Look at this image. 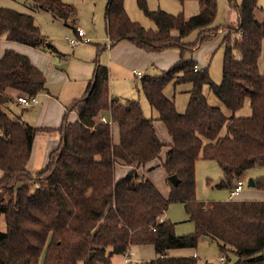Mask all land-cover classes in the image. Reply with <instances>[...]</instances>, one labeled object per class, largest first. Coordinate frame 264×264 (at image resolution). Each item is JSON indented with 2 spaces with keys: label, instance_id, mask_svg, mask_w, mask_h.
<instances>
[{
  "label": "trees",
  "instance_id": "trees-1",
  "mask_svg": "<svg viewBox=\"0 0 264 264\" xmlns=\"http://www.w3.org/2000/svg\"><path fill=\"white\" fill-rule=\"evenodd\" d=\"M198 12L186 17L161 9L138 7L155 25L145 29L128 17L124 0H108L105 23L108 45L127 40L148 53L174 48L178 60L160 76H142L139 90L157 117H146L139 101L121 102L109 93V70L99 62V45L92 77L84 94L72 101L55 130L59 143L48 152L36 174L27 169L37 128L3 110L16 96L46 91V77L30 59L14 50L0 57V264H110L134 246L150 245L155 257L125 264H198L197 257H172V249L197 247L204 238L218 245L224 262L264 264V200L201 201L195 193L198 160L215 162L222 172L218 188H231L252 169L264 166V17L255 18L258 0L231 4L237 21L221 39V82L213 83L208 67L193 58L197 44L218 34L214 26L217 0H197ZM30 7L48 11L55 19L77 15L64 0H32ZM193 32L194 41L185 39ZM208 32L207 34H203ZM215 34L214 37L210 34ZM58 54L40 32L32 14L0 7V38ZM263 55V63L260 57ZM190 84L184 112L164 94L168 84ZM229 111L207 103L203 87ZM16 94V95H15ZM248 103L250 115L236 113ZM161 121L171 143L165 158L153 122ZM112 124L119 131L113 143ZM47 130V129H45ZM222 130L225 134L221 135ZM159 160L169 187L164 197L141 168ZM116 163L129 167L115 179ZM152 168H148L151 170ZM179 182L173 185L168 176ZM264 191V175L253 178ZM183 204L193 232L175 233L176 223L164 218L168 205Z\"/></svg>",
  "mask_w": 264,
  "mask_h": 264
},
{
  "label": "rangeland",
  "instance_id": "rangeland-1",
  "mask_svg": "<svg viewBox=\"0 0 264 264\" xmlns=\"http://www.w3.org/2000/svg\"><path fill=\"white\" fill-rule=\"evenodd\" d=\"M66 3L73 5L77 9V15L70 17V21H74L73 26L71 23L64 24L60 19L52 20V14L48 11H43L30 7L33 4L32 0H0V7L11 8L22 13L32 14L35 19V23L39 28L40 32L43 33L55 46L57 51L67 54V51L74 49L67 45L65 37L74 38L75 28H81L91 39L90 43L80 44L81 48L94 47L96 45L107 43L106 33H105V9L107 7L108 0H64ZM148 10L161 9L170 14H178L183 12L186 17H190L198 12V1L197 0H145ZM241 0H236L239 4ZM138 0H124L125 11L132 22L139 23L145 29H155L154 23L147 18L143 12L138 7ZM259 6L264 4V0L258 1ZM235 10L233 7L228 5V0H217V12L214 19V26L220 27L218 34L211 33L210 36L214 37L205 43H198L196 48H194L192 54L193 58L196 60L198 67H208L209 75L215 84L221 82V72H222V61H223V46L219 43L226 32V28H223L226 24L234 25L236 20ZM73 28V30H72ZM205 32L203 34H207ZM209 34V33H208ZM3 37V36H2ZM197 37V33H191L185 40L194 41ZM5 39V38H0ZM4 41V40H3ZM9 45H20L16 42L8 41ZM106 45V44H105ZM25 46V45H22ZM77 48V47H76ZM65 50V51H62ZM58 51V52H59ZM177 49L171 48L163 52L160 55L157 62L154 63L152 67L144 70L143 67L138 66L139 72L142 76H160L161 71L169 69L177 60ZM72 53H68L71 55ZM53 57L48 63H52V66L59 67L62 65L61 62H56L57 57L53 54H47ZM66 56V58L68 57ZM49 56V57H50ZM52 61V62H51ZM260 63H263V55L260 57ZM167 68H162L164 66ZM107 66V65H106ZM108 67V66H107ZM165 69V70H162ZM110 70V69H109ZM109 80L112 82L113 91L119 90L124 86L121 81L122 77L128 78V85H125L127 91L124 95H114L121 102L125 100H137L140 106L143 107L144 114L146 117L157 116L155 110H152L143 95L139 90V82L142 76H136L131 74V71L120 69L115 64H112L111 70L109 71ZM121 76V78L119 77ZM50 77V73H49ZM127 78L125 80H127ZM46 87L50 92L57 93L61 90L62 84L59 83L60 80L51 81L48 84V78L46 79ZM191 85L179 84L174 86L173 84H168L164 89V94L170 99H174L176 110L179 113L184 112L185 106L189 97V90ZM203 94L206 97L207 103L211 106H219L223 110V113L228 115L229 111L220 103V101L212 94L208 86L203 87ZM16 95V94H15ZM37 96V95H36ZM17 98V96L15 97ZM17 101V100H16ZM27 109V110H24ZM32 107L24 108L22 105H18L15 102H9L4 107L3 110L10 117L21 118L20 114H30ZM179 109V110H178ZM154 112H152V111ZM237 116H248L250 115V108L246 102L244 106L236 113ZM75 113L69 112L68 120H72ZM113 127V124L111 125ZM225 134V130H222L221 135ZM165 147V146H164ZM158 172L153 174V182H157L155 179L158 178ZM264 175V166L246 172L241 177L243 180L242 192L235 199L249 200L256 199L264 196V191L257 190L247 186V181L249 178H255ZM2 172L0 171V177ZM222 177V172L218 165L213 161L198 160L195 165V193L196 199L201 201H225L230 197V188H218L216 184ZM168 185V184H167ZM167 218L172 222L176 223L175 232L177 235H185L193 232V223L188 220V216L184 210L183 204L178 202H173L168 205L167 208ZM0 230H4L3 217H0ZM171 250V253L173 254ZM185 256L196 255L198 264H219L220 252L217 243L211 242L207 239H200L195 249H182L180 250ZM187 254V255H186ZM171 256V255H170ZM230 261L227 264H233L236 260L234 254H229ZM155 257V252L152 246H134L129 251V262H140L153 259ZM123 255H113L110 264H123Z\"/></svg>",
  "mask_w": 264,
  "mask_h": 264
},
{
  "label": "crops",
  "instance_id": "crops-1",
  "mask_svg": "<svg viewBox=\"0 0 264 264\" xmlns=\"http://www.w3.org/2000/svg\"><path fill=\"white\" fill-rule=\"evenodd\" d=\"M230 3L233 5L237 4L236 0H228V5L230 7H232ZM235 15H236L235 16L236 20L234 21L233 24H235L237 21V13ZM263 17H264V4H262V6H259L257 2V9L255 10V18L260 21L263 19ZM51 18L52 20H56L53 16H51ZM61 21L64 24L71 23L72 26L74 23V21H70V18H67ZM229 25L231 24H226L223 28H227ZM104 26H105V33H106V23ZM73 37L77 38L75 32H74ZM67 38L69 37H65V41L67 42V45H69L70 47L74 49L67 51V54L62 53L59 50H58L59 55L53 53V56L57 57L56 62H61V59H63L61 63L62 65H60L57 68L52 66V63H48V61H50L53 57H51L50 55L49 57L47 55V54H52V53H49L47 50L35 49V48L29 47L26 45L22 46L23 44H20L18 46L9 45L8 40L0 39V57L2 56L4 50L6 49H11L20 54L26 55L30 59L31 63L43 72L46 79L47 78L49 79L48 84H50L51 81L60 80L59 83L62 84V87H63L57 93L50 92L46 87V91L41 92L37 95V100H38L37 104L33 106L32 109H29L30 111L32 110V112L30 114L29 113L20 114L21 115L20 119L23 122L31 126L37 127V128H42L41 130L37 131L35 134L30 158L27 164V169L32 174H36L38 171H40L44 167L48 152L58 145L59 140H60V135L58 131L55 129L60 126L62 118L65 113L68 119L69 112L66 111L67 107L72 103L73 100L80 98L84 94L85 89H86V83L92 77V73L94 69L93 60L96 56L97 46H95V48L94 47H88V48L79 47L80 44H87V43H80L77 46H71L68 43ZM106 40L108 43L107 34H106ZM90 42H91V39L89 43ZM105 44L104 45L99 44V51H100L99 62L102 65H105V66L107 65L108 70L109 69L111 70L112 64H115L120 69L126 70L127 72L131 71V74L133 75H134L133 71H138L136 70L138 69V66L143 67L144 70H147L150 67H152L154 63L158 61L160 55L162 56L164 52L163 51L160 53H148V52H145L137 48L135 45H133L131 42L127 40L120 41L111 47L109 46L108 48ZM62 51H65V50H62ZM70 52L72 54L68 55V53ZM67 55L68 57L66 58ZM178 56H179V53L177 52V58ZM162 68H167V66L165 65ZM162 70H165V69H162ZM49 73H50V77H49ZM141 74L142 73L140 72V76H142ZM119 77L121 78V76ZM126 78L127 76L121 78V81L124 83V86L120 88L119 90H117V92L113 91L112 82H110L111 80H109V93L111 96L124 95L127 93L125 89V85H128V84H125V83H128V78L127 80H125ZM172 100L174 101V99ZM24 110H27V109H24ZM142 110H143V107H142ZM156 117L157 116L155 117L153 116V118L155 119ZM75 119H76V116H74L71 121L70 120L68 121L73 122ZM153 124H154V128H155V131H156V134L159 140L165 146V147L163 146L162 151L160 153V157L163 160L168 150L167 146L171 143V138L168 135L164 124L161 121L155 120ZM112 139H113V143L117 145L119 142V131H118V127L116 124H113V127H112ZM159 163H160L159 160H154L150 162L147 166H145L144 169L141 168V170L145 178L149 179L154 184V186L158 189V191L164 197H166L168 195L169 187L166 182V174L164 172V169L161 166H159ZM148 168H152V169L148 170ZM129 169L130 168L127 166L116 163L114 166L115 179H119L123 177L129 171ZM157 171H159L157 175L158 178L156 177L155 180L157 182L154 183L153 174L156 173ZM240 192H242V190ZM229 199H233V198L229 197L227 200ZM238 200H241V199H238ZM249 200H264V196L260 198H256V199L250 198ZM164 218L169 219L167 218L166 212L164 213ZM182 249H186V248H182ZM182 249H173L175 250L173 251V254L171 253V250H170L168 251V255L169 256L171 255L172 257H184V254L180 252V250ZM194 256L196 257V255Z\"/></svg>",
  "mask_w": 264,
  "mask_h": 264
},
{
  "label": "built area",
  "instance_id": "built-area-1",
  "mask_svg": "<svg viewBox=\"0 0 264 264\" xmlns=\"http://www.w3.org/2000/svg\"><path fill=\"white\" fill-rule=\"evenodd\" d=\"M75 34L77 38H67V41L71 46H77L80 43H89L90 39L86 36V33L81 28H75ZM106 46L107 48L109 47L108 43L106 44ZM133 73L136 76H140L139 71H133ZM16 100L17 103H19L24 107H33L38 102L37 96L26 97L23 95V96H18ZM242 184H243L242 178H239L235 181V183L230 189L231 198L234 199V197L240 193V191L242 190ZM127 262H129V251L124 254V258H123V264ZM223 262H224V257L221 256L219 259V263H223Z\"/></svg>",
  "mask_w": 264,
  "mask_h": 264
},
{
  "label": "water",
  "instance_id": "water-1",
  "mask_svg": "<svg viewBox=\"0 0 264 264\" xmlns=\"http://www.w3.org/2000/svg\"><path fill=\"white\" fill-rule=\"evenodd\" d=\"M168 181L170 183H172L173 185H176L179 182V180L177 179V177L175 175L168 176ZM247 186L251 187V188L255 187V183H254V179L253 178H249L248 179Z\"/></svg>",
  "mask_w": 264,
  "mask_h": 264
}]
</instances>
